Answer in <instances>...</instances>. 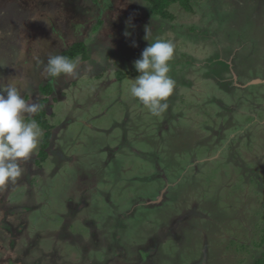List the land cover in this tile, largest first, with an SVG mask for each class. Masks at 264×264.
<instances>
[{
    "label": "rangeland",
    "instance_id": "374dc122",
    "mask_svg": "<svg viewBox=\"0 0 264 264\" xmlns=\"http://www.w3.org/2000/svg\"><path fill=\"white\" fill-rule=\"evenodd\" d=\"M193 8L177 1L162 19L147 0H0V87L14 81L54 126L46 160L38 146L0 188V264H255L263 255L264 0ZM157 39L175 45V89L153 116L130 87L134 61ZM76 41L90 57L46 94L48 56Z\"/></svg>",
    "mask_w": 264,
    "mask_h": 264
},
{
    "label": "clouds",
    "instance_id": "9594fccd",
    "mask_svg": "<svg viewBox=\"0 0 264 264\" xmlns=\"http://www.w3.org/2000/svg\"><path fill=\"white\" fill-rule=\"evenodd\" d=\"M145 39L149 40L146 29ZM129 33L126 31L125 36ZM133 46H137L133 43ZM175 45L157 39L142 51L134 61L139 76L134 79L130 93L146 106L153 116L168 109V98L175 89V81L168 75ZM82 65L66 55H49L43 71L50 78L76 79ZM14 81L0 87V188L15 183L23 174L26 163L37 150L43 135L39 123L28 119L38 113L43 105L36 99H26ZM52 142V141H51Z\"/></svg>",
    "mask_w": 264,
    "mask_h": 264
},
{
    "label": "trees",
    "instance_id": "16d2710c",
    "mask_svg": "<svg viewBox=\"0 0 264 264\" xmlns=\"http://www.w3.org/2000/svg\"><path fill=\"white\" fill-rule=\"evenodd\" d=\"M148 2H151V6H152V16H159L162 19H172L173 18V13L170 11V6L175 3V2H179L182 4V7H184L186 10L188 11H193V2L194 0H147ZM86 43L84 42H80V41H76L72 44V46H70L69 48L65 49L62 54L66 55L70 58H73L74 60L78 61L79 63H81V60H85L86 57H90L88 54V46L85 45ZM104 62H106V59H104L103 61V66H104ZM82 65H83V61H82ZM56 79L59 78H53L54 82L56 81ZM62 79V78H60ZM52 82V81H51ZM52 82L49 84V87H52V84L55 86L56 84ZM49 89L48 92H46V94H52L55 91V88ZM49 99H45V103L48 102ZM42 113H37L35 114L33 117L37 118H41V121H39L41 123L42 126H44V136L40 142L39 145V150L41 152V155L44 157L41 162H43L44 160H46L47 158V149L50 147L52 138H53V128L54 126L51 125L50 123H46L45 117L47 114V110L42 108ZM42 114V115H41ZM33 117H31L33 119ZM29 119V118H28ZM40 155V154H39ZM262 242L264 243V229H263V234H262ZM255 264H264V253L263 255L255 262Z\"/></svg>",
    "mask_w": 264,
    "mask_h": 264
},
{
    "label": "flooded vegetation",
    "instance_id": "af4514ba",
    "mask_svg": "<svg viewBox=\"0 0 264 264\" xmlns=\"http://www.w3.org/2000/svg\"><path fill=\"white\" fill-rule=\"evenodd\" d=\"M103 167V166H102ZM101 167V168H102ZM87 173V172H86ZM91 174H92V177H94L95 178V180H97V177H96V171L94 172V171H91L90 172ZM87 175H88V173H87ZM68 204H70V205H73L72 204V202H71V200H70V202L68 203ZM87 205H88V203H87ZM112 207H113V210H114V212H116L117 211V208H118V205H112ZM116 210V211H115ZM154 241H155V239H153ZM135 264V263H134Z\"/></svg>",
    "mask_w": 264,
    "mask_h": 264
},
{
    "label": "crops",
    "instance_id": "0c3cea01",
    "mask_svg": "<svg viewBox=\"0 0 264 264\" xmlns=\"http://www.w3.org/2000/svg\"><path fill=\"white\" fill-rule=\"evenodd\" d=\"M58 80H59V79H56V81H58ZM56 81L54 82V80L52 79V82L56 83ZM56 86H57V84L54 86V88H55V91H57V90H58V89H57V87H58V86H57V87H56ZM56 89H57V90H56ZM48 95H49V94H48ZM50 95H51V94H50ZM39 144H40V143H39Z\"/></svg>",
    "mask_w": 264,
    "mask_h": 264
}]
</instances>
